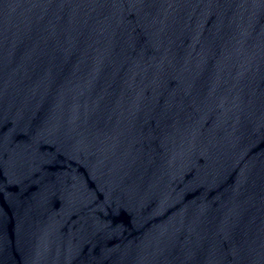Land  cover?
Returning <instances> with one entry per match:
<instances>
[{
    "label": "water",
    "instance_id": "1",
    "mask_svg": "<svg viewBox=\"0 0 264 264\" xmlns=\"http://www.w3.org/2000/svg\"><path fill=\"white\" fill-rule=\"evenodd\" d=\"M0 264H264V0H0Z\"/></svg>",
    "mask_w": 264,
    "mask_h": 264
}]
</instances>
